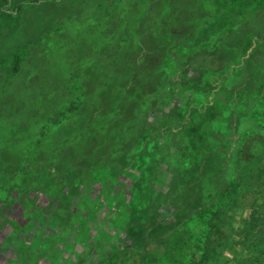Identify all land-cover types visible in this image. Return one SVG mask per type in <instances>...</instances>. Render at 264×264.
<instances>
[{
	"label": "rangeland",
	"instance_id": "obj_1",
	"mask_svg": "<svg viewBox=\"0 0 264 264\" xmlns=\"http://www.w3.org/2000/svg\"><path fill=\"white\" fill-rule=\"evenodd\" d=\"M137 1L141 4L133 11ZM18 3L22 7L12 15ZM162 3L160 10L172 8L168 0ZM108 5L107 0H0V264L28 261V251L18 256L21 245L48 249L51 244L58 260L43 257L42 264H66L72 247L82 264H100L116 250L136 252L143 235L148 242L140 264L200 259L202 224L191 220L175 227L181 215L175 205L184 206L175 201L197 199L187 192L197 189V175L185 173L198 165L202 140L209 146L201 157L215 150L224 157L234 140L246 138L247 130L232 128L230 110L237 105L225 97L232 88L244 87L247 73L226 75L212 91V74L203 82L182 79L170 90L163 83L155 106L144 103L138 116L123 120L120 111L114 115V104L105 114L90 94L97 89L99 95L106 84L120 90L126 83L106 79L114 75L126 38L136 37L147 0H119L114 9ZM156 12L145 22L152 28L161 27ZM165 62L162 68L173 74V65ZM250 65L249 73L264 69V54L257 53ZM189 69L188 75H196ZM208 100L218 106L209 125L202 122L204 111L197 113ZM239 101L238 110L244 109ZM174 106L180 115L189 107L184 115L196 114L194 123L203 128L189 137L195 119L171 126ZM252 119H258L256 113ZM68 184L77 190L71 196ZM248 214L237 210L238 228ZM218 252L207 264H243V253L230 242Z\"/></svg>",
	"mask_w": 264,
	"mask_h": 264
},
{
	"label": "trees",
	"instance_id": "obj_2",
	"mask_svg": "<svg viewBox=\"0 0 264 264\" xmlns=\"http://www.w3.org/2000/svg\"><path fill=\"white\" fill-rule=\"evenodd\" d=\"M162 1L147 0V13L136 26V37L134 40L132 36L126 38L124 46L118 51V54L121 51L117 55L120 61L115 65L114 75L106 77V80H127L126 83L115 91L109 90L106 84L104 90H99V95L94 89L90 98L101 101L104 112L105 108L114 104V115L120 111L118 115L127 120L132 113L138 116L137 110L143 108L144 103L155 106L163 83L170 84L167 88L170 90L172 86L177 87L182 79L187 82L189 79L193 82L201 79L203 82L208 81V75L212 74L208 84L212 91L226 75L246 72L245 79H242L244 87L232 88L225 100L237 106L241 104L239 100L244 101V109L238 110L234 106L230 113L233 118L231 123H234L232 128L236 126V129L247 130V136L234 140L233 147L224 157L216 155V150L201 157L203 148L209 146L207 141L202 140L203 148L195 156L198 165L185 173L197 175V189L192 192L187 190L188 193L195 192L197 199L192 196L191 200L175 201V204H184L182 207L175 205L176 213L181 212V215L178 213L180 216L175 227L191 220L202 224L200 259L193 264H207L210 257L216 256L219 249L229 242L243 253V264H264V69L258 70L254 66L253 72L249 73L250 60L257 53L264 54V0H168L172 5L169 11L160 10ZM118 3L119 0H107L111 9ZM139 4L141 2H134L132 10L136 11ZM21 7V3H18L12 15ZM156 11L159 15L155 14V17L161 20V27L155 25L152 28L145 22L154 18L152 13ZM112 12L118 15L117 11ZM130 47L135 53L128 52ZM181 49L184 54L179 56L177 51L181 52ZM106 56L114 57L115 54ZM166 60L173 65V74L168 75L162 68ZM222 66H225V70H221ZM17 67L18 59L15 71ZM189 68H193L196 75H188ZM158 69H161L160 74L154 72ZM254 72H257V76L253 75ZM216 109L215 101L208 100L197 109V113L203 110L205 117L202 122L209 125L215 118ZM177 110L174 106L169 112L168 117L176 118L171 126L196 117L192 113L184 115L190 111L189 107L184 108L182 115ZM254 113L258 119H252ZM195 121L189 124V137L202 127L203 123L197 124ZM131 122L130 126H133ZM255 125H258V130ZM154 131H157L155 125L152 127ZM188 146L192 147V143ZM240 209L249 212L248 217L242 220V228L235 225V213ZM155 224L152 219L151 226ZM147 242V237L143 235L135 245L136 252L128 249L124 254L116 250L101 264H140V251Z\"/></svg>",
	"mask_w": 264,
	"mask_h": 264
},
{
	"label": "flooded vegetation",
	"instance_id": "obj_3",
	"mask_svg": "<svg viewBox=\"0 0 264 264\" xmlns=\"http://www.w3.org/2000/svg\"><path fill=\"white\" fill-rule=\"evenodd\" d=\"M70 183H71V181L69 182V184ZM69 184H68V187L70 189H68V192L70 193V196H71V195L75 194L77 190L75 191V189L70 187ZM55 207H57V206H55ZM54 210H56V209H53L51 214H53ZM26 247H27V245H21L19 247L20 249L18 250V256L19 257L22 256V254H23V252H25V250H26V254H27V251L29 253V257L27 258L28 261L23 260L22 261L23 264H42L41 260L43 257L46 259V261H50V262L51 261L57 262V260H58V254L56 253L57 249L54 247V244L47 245L48 249L46 248V246L45 247L40 246L37 248V247H33V245H32V247H29V248H26ZM73 249H74L73 247L71 249H68L71 255H70V257H68L66 264H82L83 258L81 257V254L80 253L72 254ZM107 259H108V257H107Z\"/></svg>",
	"mask_w": 264,
	"mask_h": 264
}]
</instances>
